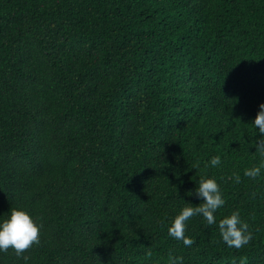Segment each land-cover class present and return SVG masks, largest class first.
<instances>
[{"label":"trees","instance_id":"16d2710c","mask_svg":"<svg viewBox=\"0 0 264 264\" xmlns=\"http://www.w3.org/2000/svg\"><path fill=\"white\" fill-rule=\"evenodd\" d=\"M261 103L264 0H0V220L43 225L0 264H264ZM201 177L225 204L186 247L168 228ZM236 210L240 249L218 227Z\"/></svg>","mask_w":264,"mask_h":264},{"label":"clouds","instance_id":"9594fccd","mask_svg":"<svg viewBox=\"0 0 264 264\" xmlns=\"http://www.w3.org/2000/svg\"><path fill=\"white\" fill-rule=\"evenodd\" d=\"M253 125L256 129V135L252 142H254L256 152L262 159L259 165L246 169L244 175L255 180L264 170V103L259 105V111ZM220 164L221 157L216 155L205 164V167L209 165L216 167ZM234 179L236 183L241 180L240 176L235 174ZM197 183L199 186H196L195 192L190 193L200 199L202 203L194 207L182 208L168 228V235L175 240L182 241L186 247H191L194 243L191 237L185 235L186 222L194 216H202L209 226L216 224L215 214L225 204L220 185L214 177H201ZM189 205L193 204L189 203ZM42 227L43 225L37 222L36 217L30 211L22 207H12L7 218L0 220V252H7L11 248L15 250L17 256L22 255L33 245L40 243ZM218 227L223 242L229 248L240 249L249 244L253 238L249 231V224L241 218L238 210L220 220ZM171 264H183V257H173ZM242 264H244L243 261Z\"/></svg>","mask_w":264,"mask_h":264}]
</instances>
